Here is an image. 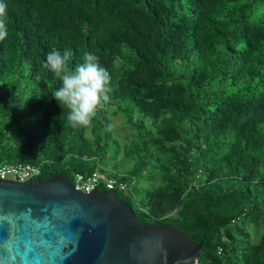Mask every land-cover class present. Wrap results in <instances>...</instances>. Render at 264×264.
Here are the masks:
<instances>
[{
    "label": "trees",
    "instance_id": "obj_1",
    "mask_svg": "<svg viewBox=\"0 0 264 264\" xmlns=\"http://www.w3.org/2000/svg\"><path fill=\"white\" fill-rule=\"evenodd\" d=\"M6 3L0 168L118 178L137 220L201 243L198 264H264V0ZM53 48L71 50L73 68L91 51L110 73L88 126H70L52 96ZM110 109L129 143L114 137ZM103 182L96 191L110 192Z\"/></svg>",
    "mask_w": 264,
    "mask_h": 264
},
{
    "label": "water",
    "instance_id": "obj_2",
    "mask_svg": "<svg viewBox=\"0 0 264 264\" xmlns=\"http://www.w3.org/2000/svg\"><path fill=\"white\" fill-rule=\"evenodd\" d=\"M200 252L181 230L137 220L115 191L0 179V264H198Z\"/></svg>",
    "mask_w": 264,
    "mask_h": 264
},
{
    "label": "clouds",
    "instance_id": "obj_3",
    "mask_svg": "<svg viewBox=\"0 0 264 264\" xmlns=\"http://www.w3.org/2000/svg\"><path fill=\"white\" fill-rule=\"evenodd\" d=\"M8 5L0 0V41L8 36L6 25ZM73 53L71 50L61 52L53 48L46 55L45 67L61 81V86L52 92L57 103L69 109L67 122L70 126H88L96 115L98 107L109 100L107 95L111 76L100 64L99 57L91 51L82 56V63L70 67Z\"/></svg>",
    "mask_w": 264,
    "mask_h": 264
},
{
    "label": "built area",
    "instance_id": "obj_4",
    "mask_svg": "<svg viewBox=\"0 0 264 264\" xmlns=\"http://www.w3.org/2000/svg\"><path fill=\"white\" fill-rule=\"evenodd\" d=\"M38 174L39 169L29 164L3 165L0 168V179H13L19 182H27L36 178ZM101 181H104L105 188L111 191L116 189L124 191L128 187L127 182L118 178L111 177L104 179V176L98 171H94L87 176L77 174L73 187L77 191L88 194L90 191H93V189L95 191Z\"/></svg>",
    "mask_w": 264,
    "mask_h": 264
},
{
    "label": "rangeland",
    "instance_id": "obj_5",
    "mask_svg": "<svg viewBox=\"0 0 264 264\" xmlns=\"http://www.w3.org/2000/svg\"><path fill=\"white\" fill-rule=\"evenodd\" d=\"M112 112H113V110L110 109L111 115H112ZM112 123H113V129H114V137L116 139H119V141L121 143H124V142L129 143L130 139L132 138V135L130 133V128L124 124L123 118L119 115L118 116L112 115ZM118 162H120V161H118ZM127 169L128 168H124V171ZM107 174H109V171H107Z\"/></svg>",
    "mask_w": 264,
    "mask_h": 264
}]
</instances>
